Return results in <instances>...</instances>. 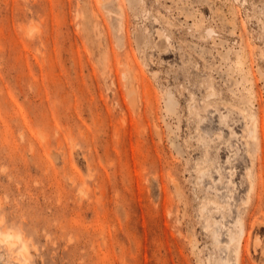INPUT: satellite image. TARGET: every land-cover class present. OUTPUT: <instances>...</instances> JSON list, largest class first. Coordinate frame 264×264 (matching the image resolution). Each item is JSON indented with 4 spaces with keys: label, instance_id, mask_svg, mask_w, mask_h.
<instances>
[{
    "label": "rangeland",
    "instance_id": "obj_1",
    "mask_svg": "<svg viewBox=\"0 0 264 264\" xmlns=\"http://www.w3.org/2000/svg\"><path fill=\"white\" fill-rule=\"evenodd\" d=\"M105 2L0 0V264H264V0Z\"/></svg>",
    "mask_w": 264,
    "mask_h": 264
},
{
    "label": "bare ground",
    "instance_id": "obj_2",
    "mask_svg": "<svg viewBox=\"0 0 264 264\" xmlns=\"http://www.w3.org/2000/svg\"><path fill=\"white\" fill-rule=\"evenodd\" d=\"M110 1L111 0H106V2L104 3V5L107 4V3H109ZM118 9H119V14L123 16L124 9H123L122 5L119 4ZM120 26H121V29H122L123 28L122 24ZM94 28L97 31V36H100L101 35V31H99L100 29L98 30L96 24L94 25ZM99 44H103V41L102 40H99ZM117 66H120L123 69L122 76L126 80L127 96H128V99H129L130 103L131 104L132 103L134 104L136 102L137 98H138V95H137V91H136L137 88L133 85V80L131 78V75H132L131 73H133V72L131 71V68L129 67V65H127V64H124L123 65L120 61H117ZM109 69H110L109 70V73H113L112 72V69L110 67H109ZM134 105H136V104H134ZM221 117H225V116H221ZM233 250L236 253V256L238 257V255H237V254H239L238 253L239 252L238 248L233 247ZM19 254L21 255V253H19ZM20 264H27V263L25 262V263H20Z\"/></svg>",
    "mask_w": 264,
    "mask_h": 264
}]
</instances>
